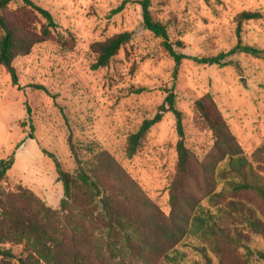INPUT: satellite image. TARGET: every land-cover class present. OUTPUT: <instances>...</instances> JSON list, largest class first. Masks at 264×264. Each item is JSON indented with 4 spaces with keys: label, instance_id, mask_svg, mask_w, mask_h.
<instances>
[{
    "label": "rangeland",
    "instance_id": "374dc122",
    "mask_svg": "<svg viewBox=\"0 0 264 264\" xmlns=\"http://www.w3.org/2000/svg\"><path fill=\"white\" fill-rule=\"evenodd\" d=\"M32 1L51 13L57 28L45 41L34 44L28 54L13 59L17 85L0 65V159L14 153L2 188L14 194L17 204L25 205L15 190L19 184L58 209L62 185L53 161L42 149L52 153L62 169L73 173L76 163L70 136L72 149L82 160L100 150L113 156L166 214L178 139L173 115L163 114L131 158L125 155V144L141 121L157 111L164 89L169 87L182 114L184 143L197 160H203L213 144L212 134L194 106L197 99L205 97L213 103L252 169L264 177V153L254 155L257 148L264 147V60L244 53L226 57L238 65L237 69L230 64H199L189 59L228 52L238 34L243 43L264 47V17L243 22L238 33L235 20L243 10L264 16V0H150L153 17L167 26L171 42H181L182 46L174 49L186 56L174 77V61L161 39L142 28L137 0ZM119 6L122 8L112 13ZM5 12L13 13L16 22L34 31L44 22L20 1L8 4ZM123 31L131 33L130 40L107 66L90 70L95 59L90 45ZM224 166L225 161L218 164V168ZM214 180L210 194L224 187L218 175ZM209 196L200 204L211 213L233 199L264 224V201L252 191H224L217 202ZM222 224L236 227L247 245L264 250V235L239 221L223 220ZM6 246L14 253L21 248ZM221 249L230 264H246L237 261L242 248ZM248 264L264 261L251 257Z\"/></svg>",
    "mask_w": 264,
    "mask_h": 264
},
{
    "label": "trees",
    "instance_id": "16d2710c",
    "mask_svg": "<svg viewBox=\"0 0 264 264\" xmlns=\"http://www.w3.org/2000/svg\"><path fill=\"white\" fill-rule=\"evenodd\" d=\"M20 1L43 19L39 31L29 29L15 20L13 13H4L8 4ZM142 28L162 41L163 48L174 61L173 77L180 61L186 56L177 53L179 40H169L167 26L154 18L150 0H137ZM122 6L112 13L118 12ZM257 11L243 10L235 16L237 33L243 22L261 19ZM19 21V20H18ZM57 23L51 13L32 0H0V65L17 85V74L12 64L16 56L30 52L32 46L45 41ZM131 38V33H116L90 45L95 54L90 70L107 66L117 51ZM244 53L264 60V47L243 43L239 34L228 52L213 57H189L199 64L221 66L238 65L226 57ZM38 88L44 89L42 86ZM141 91V90H137ZM163 101L157 111L141 121L126 138L125 155L131 158L149 129L164 113L175 120L178 139L175 144L176 161L169 190V210L165 214L146 195L140 185L108 152L100 150L88 160H82L69 147L76 168L73 173L62 169L52 154L42 152L53 161L57 180L62 185L58 209H53L31 190L17 184V196L23 204L13 200L2 188L7 171L14 163V153L0 159V261L2 264H230L222 254V247L242 248L237 261L248 264L251 257L264 261V250L246 244L244 234L236 227H224L223 220L239 221L247 228L264 235V224L244 212L240 201L228 199L211 213L200 204L208 195L217 202L224 191L237 193L252 191L264 201V177L255 172L242 153L213 103L205 97L194 102L199 118L210 130L211 149L203 160H197L193 150L184 143L182 114L176 108L172 87L164 89ZM28 112V108H26ZM19 143L15 145L17 148ZM264 153L259 147L254 155ZM225 161L226 166L218 168ZM224 180L223 190L211 193L215 176ZM6 244L20 246L14 253Z\"/></svg>",
    "mask_w": 264,
    "mask_h": 264
}]
</instances>
